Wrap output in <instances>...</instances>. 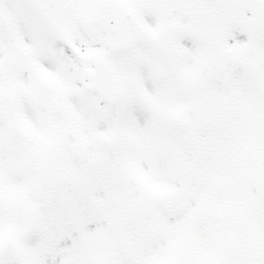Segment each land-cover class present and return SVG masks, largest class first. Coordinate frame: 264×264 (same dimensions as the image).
I'll return each mask as SVG.
<instances>
[{
	"label": "snow or ice",
	"instance_id": "obj_1",
	"mask_svg": "<svg viewBox=\"0 0 264 264\" xmlns=\"http://www.w3.org/2000/svg\"><path fill=\"white\" fill-rule=\"evenodd\" d=\"M0 264H264V0H0Z\"/></svg>",
	"mask_w": 264,
	"mask_h": 264
}]
</instances>
